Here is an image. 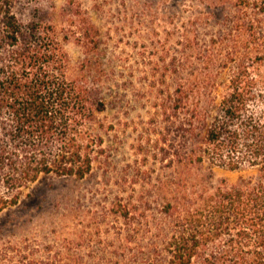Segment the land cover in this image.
Wrapping results in <instances>:
<instances>
[{
    "label": "trees",
    "instance_id": "1",
    "mask_svg": "<svg viewBox=\"0 0 264 264\" xmlns=\"http://www.w3.org/2000/svg\"><path fill=\"white\" fill-rule=\"evenodd\" d=\"M13 2L0 0V212L18 204L41 175L83 179L105 151L94 132L106 109L92 76L99 29L77 14L75 26L62 31L40 19L24 22ZM231 10L228 30L209 39L225 60L207 50L202 69L175 65L174 92L150 119L164 127L162 137L137 147L130 183L144 190L138 201L118 197L112 205L129 231L115 252L126 253L127 264H264V0H235ZM71 39L86 57L75 76L66 50ZM151 158L162 165L157 175L147 166ZM207 158L232 171L256 168L258 175L214 185ZM153 225L154 236L140 241L138 232ZM42 264L85 261L66 248Z\"/></svg>",
    "mask_w": 264,
    "mask_h": 264
},
{
    "label": "rangeland",
    "instance_id": "2",
    "mask_svg": "<svg viewBox=\"0 0 264 264\" xmlns=\"http://www.w3.org/2000/svg\"><path fill=\"white\" fill-rule=\"evenodd\" d=\"M234 2L14 0L13 9L24 22L40 19L62 31L75 26L71 20L77 14L87 16L99 29L100 48L92 59V76L106 109L98 114L94 132L103 138L105 151L96 156L92 172L83 179L41 175L22 190L18 204L0 212V264H42L66 248L83 255L85 264H127L126 253L115 252L117 246L123 248L129 231L125 218L113 214L112 205L118 197L138 201L144 190L142 183H130L136 159L141 157L137 147L162 137L164 127L159 122L150 123V119L164 97L174 92L175 65L185 61L202 69L207 50L218 61L225 60L218 47H209V39L228 30L230 24L224 17ZM66 50L69 74H82L84 47L71 39ZM231 71L226 69L223 74ZM222 95L220 91L215 98L219 101ZM147 166L156 170L154 175L162 170L159 161L152 158ZM204 166L213 171L214 185L222 178L235 182L241 176L258 175L256 168L232 171L208 158ZM157 206L152 202L151 211L159 220ZM152 227L138 232L140 241L147 243L154 236ZM101 253L103 260L94 257Z\"/></svg>",
    "mask_w": 264,
    "mask_h": 264
}]
</instances>
